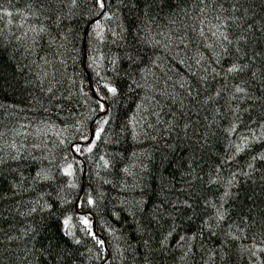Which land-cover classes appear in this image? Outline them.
<instances>
[{
	"label": "trees",
	"instance_id": "obj_1",
	"mask_svg": "<svg viewBox=\"0 0 264 264\" xmlns=\"http://www.w3.org/2000/svg\"><path fill=\"white\" fill-rule=\"evenodd\" d=\"M0 264H264V0H0Z\"/></svg>",
	"mask_w": 264,
	"mask_h": 264
},
{
	"label": "snow or ice",
	"instance_id": "obj_2",
	"mask_svg": "<svg viewBox=\"0 0 264 264\" xmlns=\"http://www.w3.org/2000/svg\"><path fill=\"white\" fill-rule=\"evenodd\" d=\"M101 7H103V4H101ZM203 11V10H202ZM7 15H12V13H10V12H8V13H6ZM217 19L219 20L220 19V17H217ZM215 27V31H213L211 34L212 35H217L218 33H219V35L220 36H222L223 37V39L224 40H227L228 39V37L224 34V33H222V32H220V26H214ZM200 34L203 36L204 35V30L203 29H201L200 30ZM239 70V68L237 67V66H235V65H233L230 69H229V71L230 72H232V71H238ZM109 91H111V92H115V89L114 88H110L109 89ZM237 91L239 92V91H243V89H240V88H237ZM89 203H91V201H89ZM85 224H87V221H85Z\"/></svg>",
	"mask_w": 264,
	"mask_h": 264
},
{
	"label": "water",
	"instance_id": "obj_3",
	"mask_svg": "<svg viewBox=\"0 0 264 264\" xmlns=\"http://www.w3.org/2000/svg\"><path fill=\"white\" fill-rule=\"evenodd\" d=\"M85 63H86V59H85V61H84V65H85ZM90 88L92 89V90H94V88L92 87V86H90ZM106 113V112H105ZM105 113L104 114H101V115H105ZM94 135H95V133L93 132L92 133V136H91V138H90V141L94 138ZM83 191H84V189L82 190V193H83ZM82 195V194H81ZM79 201V200H78ZM78 201H77V204H78ZM95 221L93 222V228H94V231H96V228H95Z\"/></svg>",
	"mask_w": 264,
	"mask_h": 264
}]
</instances>
